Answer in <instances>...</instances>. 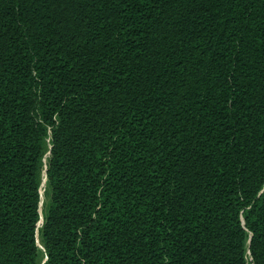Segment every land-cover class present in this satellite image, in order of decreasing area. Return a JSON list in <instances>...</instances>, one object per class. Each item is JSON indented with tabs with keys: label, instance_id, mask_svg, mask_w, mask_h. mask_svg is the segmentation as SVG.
Wrapping results in <instances>:
<instances>
[{
	"label": "trees",
	"instance_id": "1",
	"mask_svg": "<svg viewBox=\"0 0 264 264\" xmlns=\"http://www.w3.org/2000/svg\"><path fill=\"white\" fill-rule=\"evenodd\" d=\"M0 264H264V0H0Z\"/></svg>",
	"mask_w": 264,
	"mask_h": 264
}]
</instances>
